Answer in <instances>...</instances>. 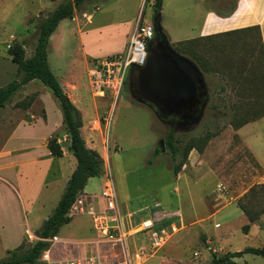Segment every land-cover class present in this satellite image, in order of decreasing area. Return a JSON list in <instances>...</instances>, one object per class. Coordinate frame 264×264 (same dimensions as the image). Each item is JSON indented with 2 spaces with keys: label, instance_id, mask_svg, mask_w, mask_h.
<instances>
[{
  "label": "rangeland",
  "instance_id": "obj_1",
  "mask_svg": "<svg viewBox=\"0 0 264 264\" xmlns=\"http://www.w3.org/2000/svg\"><path fill=\"white\" fill-rule=\"evenodd\" d=\"M66 1L71 0H35L27 8L21 5L20 0H0V87L19 77L16 64L7 54L10 44L13 41L23 43L25 54L29 57L36 43L39 23L60 3ZM92 1L98 2L99 9L88 11L92 16L90 22L81 19L79 22L83 25L80 26L77 20H61L47 45V62L53 75L63 89L66 88L67 92L76 97L82 123L80 132L85 145L96 151L103 160L101 175L90 178L85 191L99 190L103 185L104 175L108 174L122 205L145 206L158 202L165 208L179 210L181 230L162 250L143 264H205L211 257L222 256L228 250L261 247L264 243V222L258 220L259 215L264 212V185L257 184L262 182L264 170L231 131L232 126L255 120L264 113L263 62L256 35L253 34L254 53L250 66L253 72L259 73V78L257 85L252 81L253 87L237 85L242 82L240 80H226L225 71L235 72V67L226 70L225 64L219 63L218 56L215 59L210 57L211 39L197 42L194 46L200 56L208 55V64H211L212 69L208 67L207 72L190 54L176 51L174 45H169L173 52L199 70L206 93L205 110L201 111L199 122L189 126H171L150 105L134 96L131 89L134 76L132 67L126 71L121 91L116 98L110 94H96L90 82L94 64L102 60L95 56L106 59L114 54L124 55L130 31L137 19L152 25V0H141L139 8L134 12L125 8L121 10L119 0ZM214 1L217 6L223 2L226 9H231L236 0ZM82 11L76 10L73 18H83ZM172 11L174 10H165L164 20L170 22L175 32H180V25L190 24V16L179 15L183 22L178 24L177 16ZM125 17H131L129 20H132H127L120 34H112L110 28L106 31L100 29L97 31L98 38L88 44L89 32L98 27L111 26ZM87 23L89 25H85ZM173 37H177L176 33ZM223 38L224 42L228 40ZM219 41L218 37L216 47ZM161 43H152L155 51L150 54L147 51L146 62L139 73L152 74L164 60L160 51ZM38 82L14 93L6 107L0 111V158L9 153L14 157L15 151L25 145L42 152V148L36 147L41 145L44 137L51 135L52 128L59 126L61 111L58 102L51 91ZM43 108L48 117L46 125L37 121L31 127H17L22 120L31 123L37 117L45 118ZM93 127L98 131L91 132L90 128ZM206 132H213L215 136L209 140L203 152L199 154L194 149L187 151L188 145H199V138ZM168 134L172 135L174 146L178 149L174 161L167 145ZM105 135L108 136L107 158L103 155ZM58 139L60 146L65 148V142L68 143L65 131ZM256 146L263 150L259 161L264 165V142H257ZM183 158L180 174L190 177L194 184L186 185L184 180L177 181L173 174V165ZM219 186L225 188L227 197L221 203L220 200L217 201L218 207H225L208 217L215 209L210 201H215ZM231 203L243 207L248 216L255 220L244 224L246 221L242 212ZM55 205L56 200L50 198L43 206H35L32 213L26 210L28 225L24 223V227H29L32 232L37 227L41 228ZM172 221L177 222L178 219L174 218ZM216 223L220 225L219 228L215 227ZM253 224L259 230L252 229ZM244 225H248L247 232L242 230ZM94 234L90 219L77 216L60 227L56 236L64 241H84L94 239ZM37 240L39 238L36 233H29L19 253L29 250ZM59 250L58 245L49 248L52 257H66L58 256ZM7 257L6 252L0 249V261ZM245 257L253 259L249 264H264L259 256L245 254Z\"/></svg>",
  "mask_w": 264,
  "mask_h": 264
},
{
  "label": "crops",
  "instance_id": "obj_2",
  "mask_svg": "<svg viewBox=\"0 0 264 264\" xmlns=\"http://www.w3.org/2000/svg\"><path fill=\"white\" fill-rule=\"evenodd\" d=\"M34 1L35 0H20L21 5L27 8L29 5L32 6L34 4ZM140 1L141 0H119L118 2L121 3V5H119L121 6V10H124L125 8L127 10H133L134 12V10H137V8H139ZM97 3L98 2H93L92 0H85L78 7V9H76L81 11L83 10V18L77 19L72 17L71 19L77 20L80 26L83 25L81 22H79L81 19H85L86 21L90 22L92 16L88 11L98 10L99 8L97 6ZM153 3L154 0H152V4ZM225 7L226 6L223 2H221L217 6L214 0H162L160 25L164 33L163 41L168 47L170 44L178 47L179 44H185L189 41L196 40V43L202 41V39L205 38L211 39L212 46L209 49L210 57H213L215 59L218 56L220 58L219 63L221 65L225 64L226 66H231V68L225 67L226 70H232V67H235V69H237L235 72L231 71L230 73L225 71V73L227 74V77H225L226 80H240L242 82H240V84L237 83V85H241L243 87H253L252 81L257 85L259 78V73L257 71L253 72L252 66H250V61L252 60L254 53L252 41L253 34L256 35L257 43H260L264 57V0H236L231 9H226ZM165 10H174L172 11V14H176L178 24H181L183 22L182 18H180L179 15L188 14L190 16V19L188 20L190 24L187 25V23L184 26L180 25L179 28L181 31L175 32V29H172L170 22H165L164 20ZM129 18L131 17L121 18L117 23H112L111 26L107 25L101 28L98 27L97 29L89 32L87 35L88 44L90 45L98 38L97 31L100 29L106 31L107 28H110V30H112V34H120L122 26L128 22L127 20H129ZM85 20H83V23ZM131 20L132 19H130L129 21L131 22ZM85 25H89V23ZM134 26L132 27V30ZM132 30L130 31V34ZM175 33L177 37H173ZM218 37L220 38V41L218 47H216L215 43ZM223 37L228 40H225L224 42ZM232 41L234 42L232 43ZM95 58H101L102 60L105 59V57L103 56H95ZM239 65L242 66L241 70L238 69ZM208 67L209 69H212L211 64L207 66V70ZM197 71L203 83L201 73L198 69ZM166 73L167 75L165 77V81L168 88L172 84V73L170 70H167ZM228 74L230 75L228 76ZM36 82V80L30 81L29 83L24 85L23 88L25 86H30L32 83ZM62 90L64 94L69 98V100L73 103L75 108L79 111L76 106V97L72 93L67 92L66 88H62ZM74 90L75 88L73 87L72 91ZM205 98L206 93L203 96V103L200 107V110L194 118L190 119L187 118V116H182L181 118H172L171 112L175 109H179L181 107V103L183 102H181V99H174L171 92L169 90H166L164 93L163 103L161 104V117L166 122V124H169L171 126L193 125L195 122H199V120L201 119V111L205 110ZM44 115L45 118L37 117L35 120L31 121V123L22 120L18 123L17 127H31L35 125L37 121H41L43 125H46L48 117L45 110ZM59 121H61L59 126L55 127V129L52 128L51 135L44 137V139H42L41 141V145L36 147V149L42 148V152L34 151L35 147L25 145L22 146L21 149L15 151L16 155L14 157H11V153H9L7 154V156H1L0 158V249L6 252L7 256L10 252L15 251L24 243L25 238L29 233H36L40 230V228L37 227L34 232H32L29 227H27V229L24 227V223L28 225V221L25 218L26 210H30V212L32 213L35 206H43L50 198L55 199L57 205L65 189L67 181L76 167L75 158L67 151V142H65V148L61 147L63 150V156L60 158L52 157L46 148V143L48 140L56 137L59 142L58 137L64 132L62 116L61 118H59ZM90 131L94 132L98 130L96 127H93L90 128ZM231 131L246 146L253 158L256 159L260 168L264 170V165L259 161V158L262 157L263 150L257 149L256 146L257 142H264V116L259 117L254 121L245 123L235 130L231 128ZM10 137L11 140L12 135ZM175 176L177 181L184 180V183L186 185H190L191 183L194 184L193 180H191L190 177L182 176L180 172ZM262 179V182L257 185H264V177ZM89 181L90 178L87 180L86 184H88ZM86 184L85 187L87 186ZM49 187L51 188V190H49ZM85 187L83 188L82 192L86 194H98L102 188V186H100L99 190L97 191H85ZM224 197L227 196H223L218 192L215 201H210L211 206H215V209L208 217L215 215L225 207H218L219 203L217 202L218 200H220L221 203V201L225 200ZM231 204H235L237 208L242 212L246 221V223L244 224H249L250 222L247 216L243 213L238 204ZM120 206L123 214H130L132 218L136 219L138 217L139 210L145 208L148 205H136L131 207L122 205L120 203ZM166 209L178 210L177 208L172 209L171 207ZM259 221L264 222V212L259 215L258 222ZM214 225L216 228L220 227V225L217 223ZM253 228L259 230L256 224L252 225V229ZM94 233L95 238L90 240L64 241L58 239L59 241L53 244L60 246V250L58 251L57 255H66V257L54 258L51 256L52 259L58 260L66 258H76L87 256L89 254H98L101 252L110 253L111 250L109 249L108 244L104 243L95 231ZM241 250H228L226 253L239 252ZM233 261L236 264H249V262H253V259L246 258L244 254L239 258H234Z\"/></svg>",
  "mask_w": 264,
  "mask_h": 264
},
{
  "label": "trees",
  "instance_id": "obj_3",
  "mask_svg": "<svg viewBox=\"0 0 264 264\" xmlns=\"http://www.w3.org/2000/svg\"><path fill=\"white\" fill-rule=\"evenodd\" d=\"M84 1L85 0H71L60 3L47 15L45 19H43L39 23L36 43L32 54L29 57H27L25 54L23 43L13 41L7 49L8 56H10L11 61L17 66L19 77L10 81L3 87H0V111L4 109L11 96L18 90H20L24 85L33 80L39 81L44 87L48 88L51 91L52 95L58 102L62 116V123L64 125V131L68 137L67 151L75 158L76 167L71 173L56 207L46 218L40 230L36 232V236L39 238V240L35 241L29 250H26L23 253H19V250L23 247L22 244L18 249L10 252L6 259L1 260L0 264H39L37 260L39 259L42 251L48 249V247L50 246V244L44 241V239L55 236L60 227L70 222L71 218L67 216V212L76 195L79 192H82L89 178L97 177L102 173V158L96 151L86 147L85 142L81 136L80 129L82 123L79 111L75 108L69 98L64 94L62 87L60 86L56 77L53 75L47 62V45L49 37L55 31L59 22L63 19H71L76 9H78V7ZM161 6L162 0H154V16L152 22L153 38L149 42L150 49L147 50L149 54L154 50V45L152 44L154 40H164V33L160 26ZM195 41H189L185 44H179L178 47H176V51L190 54L207 72V66L209 65L207 62V56L202 57L198 54L199 52L194 49V46L197 43H195ZM258 46L262 55L264 72V57L260 43ZM225 67L231 68L230 65H225ZM238 69L241 70L242 66L239 65ZM236 70L237 69H235V71ZM262 116H264V113L260 117ZM248 122L250 121H246L242 124L232 127L235 130L241 125ZM214 136L215 133L206 132L205 135L199 138L198 141L200 144L197 146L192 144L188 145L187 151H191L194 149L197 151V153L201 154L206 144ZM167 145L171 150L172 160L174 161L178 153V149L174 146V139L171 134H168ZM46 148L49 151L50 155L54 158H60L63 156V150L56 137L47 141ZM183 164L184 158L178 164L173 165L172 171L174 175H177L180 172ZM239 207L247 216L249 222H253L255 220V218L248 216L243 207ZM242 230L243 232H247L248 225H244L242 227ZM244 254L259 256L264 260V244L261 247L257 248L247 247L239 252L226 253L218 257L213 256L211 260L205 264H236L233 259L239 258Z\"/></svg>",
  "mask_w": 264,
  "mask_h": 264
},
{
  "label": "built area",
  "instance_id": "obj_4",
  "mask_svg": "<svg viewBox=\"0 0 264 264\" xmlns=\"http://www.w3.org/2000/svg\"><path fill=\"white\" fill-rule=\"evenodd\" d=\"M152 38L153 26L137 19L125 54L112 55L94 64L90 82L96 94H110L116 98L121 91L126 71L130 67L145 64L147 44ZM103 143V155L107 158V135ZM218 192L224 196L225 188L219 186ZM138 213L136 219L130 214H123L114 182L106 174L100 192H79L69 207L67 216L88 217L93 230L108 244L111 252L55 260L49 252L50 246L59 241L55 235L44 239L50 246L42 251L37 261L39 264H143L179 233L182 219L179 210H168L158 202L140 209ZM174 218L178 221H172Z\"/></svg>",
  "mask_w": 264,
  "mask_h": 264
},
{
  "label": "flooded vegetation",
  "instance_id": "obj_5",
  "mask_svg": "<svg viewBox=\"0 0 264 264\" xmlns=\"http://www.w3.org/2000/svg\"><path fill=\"white\" fill-rule=\"evenodd\" d=\"M161 42L154 40L152 43ZM161 44L162 48L160 51L164 60L154 69L152 74L139 73L138 71L141 67H132L134 73L131 82L132 92L138 100L150 105L159 116H162L161 104L164 100V93L167 90L166 71L170 70L172 73V86L168 87V90L175 97L178 91V95L182 99L181 102H183L179 109L171 112V117L181 118L182 116H187V118L192 119L200 110L205 94L200 75L191 67L188 61L179 59L164 41ZM153 51H155V46Z\"/></svg>",
  "mask_w": 264,
  "mask_h": 264
},
{
  "label": "water",
  "instance_id": "obj_6",
  "mask_svg": "<svg viewBox=\"0 0 264 264\" xmlns=\"http://www.w3.org/2000/svg\"><path fill=\"white\" fill-rule=\"evenodd\" d=\"M150 49V44H148L147 45V50H149ZM174 53V52H173ZM175 54V53H174ZM179 59H181V60H185V61H187L185 58H183V57H181V56H179V55H177V54H175ZM190 65H191V67L198 73V71H197V69H196V67L195 66H193L191 63H190ZM199 74V73H198ZM171 86H172V84H171ZM170 87V86H169ZM167 90H168V88H167ZM170 91V90H169ZM177 93L179 94V92L177 91ZM178 94H176L177 96V98L174 96V95H172V97L174 98V99H181V97H179V95ZM182 100V99H181Z\"/></svg>",
  "mask_w": 264,
  "mask_h": 264
}]
</instances>
